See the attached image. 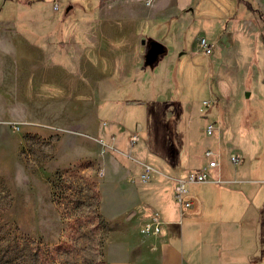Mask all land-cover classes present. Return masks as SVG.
<instances>
[{
  "label": "crops",
  "instance_id": "crops-1",
  "mask_svg": "<svg viewBox=\"0 0 264 264\" xmlns=\"http://www.w3.org/2000/svg\"><path fill=\"white\" fill-rule=\"evenodd\" d=\"M35 1L40 0H0V115H10L0 122L10 126L24 121L19 118L22 74L25 75L22 99L30 101L40 97L45 100L44 105H50L53 110H75L79 115L70 119L76 120L77 125L67 131L97 144L100 156L105 158L103 164L115 167L116 170L107 177L112 185L113 209L117 213L132 214L131 218L136 222L130 227L129 224L123 226L108 221L102 214V196L99 193V212L114 227L103 245L104 263L264 264V86L248 91L244 87L243 93V90L234 93L226 82L221 80L219 83L221 91L215 93V97L224 107L213 114L210 123L215 124V131L207 136L212 140L204 148V151H213L212 159L217 165L210 171L212 181L188 185L191 205L183 213L174 198L175 179L185 178L188 170L201 168L207 163V160L193 158L197 151L196 143L184 137L182 143L171 146L173 157L169 160L163 158L161 167H154L155 172L150 179L160 178L161 188L142 190L138 187L137 176L106 150V146H113L100 138L105 133L99 118V107L106 103L105 94L101 92L102 84L127 82L133 70L141 69L139 61L132 60L130 56L134 48L132 39L139 41L140 36L148 35L166 20L173 21L171 31L179 34L182 15L192 11L193 5L202 0L68 2L61 23L50 19L49 30H27L28 35L35 38L45 35L42 44L26 38L17 30L20 25L17 19L26 11L20 6L29 9ZM55 1L59 7V0H51L52 5ZM143 1L145 5H142ZM226 2L228 12L225 18L231 21L229 29L240 37L238 42L242 49L254 47L262 52V68L258 67L256 73L249 76L253 83H259L262 78L260 82L264 84V0ZM77 6L86 15L80 31L76 24L70 29L66 20ZM14 10L18 11L16 15ZM111 10L119 12L118 17L123 16L127 26L120 30L114 28L110 22ZM253 14L258 15L257 20ZM212 27L214 25L208 27L207 33L214 35V31H210ZM80 35L83 40H78ZM170 36L173 38L172 33ZM65 37L67 43L73 45L75 55L69 56L71 61L47 59L46 52L59 53ZM136 49L138 51V45ZM21 67L24 68L22 74ZM37 74L45 78H39L37 82L34 79ZM36 83L40 88H36ZM220 89L216 85V90ZM111 101L118 100L114 98ZM128 104H146V101ZM115 106L104 107L103 112L118 114L123 110L119 109V104L117 108ZM180 111L185 113L189 108L176 107L170 116H178ZM41 124L54 128L48 122ZM108 124L109 121L105 125ZM116 128L125 132V127L119 122ZM231 153L239 156L237 162L230 161ZM153 217L156 218L158 232L142 233L139 228Z\"/></svg>",
  "mask_w": 264,
  "mask_h": 264
},
{
  "label": "rangeland",
  "instance_id": "rangeland-1",
  "mask_svg": "<svg viewBox=\"0 0 264 264\" xmlns=\"http://www.w3.org/2000/svg\"><path fill=\"white\" fill-rule=\"evenodd\" d=\"M83 1L88 0H59L58 11L52 9L51 0L35 1L29 9L20 6L26 11L17 19L20 21L17 30L42 44L45 35L36 39L27 30H49L50 19L62 22L68 2ZM91 2L95 4V0ZM13 12L16 15L18 11ZM227 12L226 0H202L182 15L179 34L171 31L173 21L166 20L148 35L140 36L139 41L132 39L134 48L130 56L139 61L141 69L133 70L127 82L101 86L106 103L99 107L100 127L105 131L100 138L113 146H106V150L137 176L139 189L161 188L158 177L148 181L140 178L143 167L145 164L153 169L161 167L163 158L171 159L172 147L182 143L184 137L196 143L193 158L206 160L202 152L212 140L205 133L206 125L212 122L215 111L224 107L215 97L221 91V80L234 93L244 87L248 91L264 86L260 82L262 78L259 83H253L249 76L262 68V52L254 47L242 49L240 37L229 29L232 26L225 18ZM109 13L114 28L127 26L123 16L118 17L119 12ZM253 15L257 20L258 15ZM85 16L80 6L75 7L66 16L69 28L77 25L78 31L82 30ZM212 25L210 31L214 35L207 33ZM202 38L211 45V52H205ZM150 40L166 47V53L152 66L144 62ZM62 41L58 55L46 52L47 59L71 61L69 56L75 55L73 45L67 43V38ZM23 70L21 67V74ZM24 78L22 74L19 113L24 121L10 126L0 122V264H105L103 245L114 230L105 218L123 226L133 227L136 223L132 214L113 209L112 185L107 177L116 169L109 163L103 164L105 158L100 156L97 144L67 131L77 125L76 120L70 121L73 116H79L75 110H53L40 97L22 99ZM39 78L45 77L37 74L34 79ZM216 85L220 90H216ZM36 86L40 88L37 83ZM114 98L118 100L115 103L111 101ZM205 100L211 101L210 105H204ZM142 101L146 104H128ZM114 104L123 110L118 114L103 112L104 107L112 108ZM176 107L189 111L170 116ZM8 118L10 115H0V120ZM41 122H48L54 128ZM115 122L123 125L125 132L117 130ZM134 134L138 140L133 143L130 138ZM97 180H100L98 185ZM99 193L105 218L99 212Z\"/></svg>",
  "mask_w": 264,
  "mask_h": 264
},
{
  "label": "built area",
  "instance_id": "built-area-1",
  "mask_svg": "<svg viewBox=\"0 0 264 264\" xmlns=\"http://www.w3.org/2000/svg\"><path fill=\"white\" fill-rule=\"evenodd\" d=\"M52 9L54 11L58 10V2L55 1L52 5ZM201 43L204 45L203 48L205 49L206 53L211 52L212 47L210 44H207L205 42V38L201 39ZM211 101H203V104L208 106L210 105ZM215 131V124L214 123H209L206 125L205 128V133L210 136L214 133ZM131 142H136L138 140L137 135H133L130 138ZM204 157L207 160V163L198 169H191L188 170L185 178H177L175 179L174 183V198L175 201L177 202L180 212L183 213L186 209H188L191 205V199L188 197V185L191 183H199V182H209L212 181L210 171L213 169L216 165L217 162L213 160L212 158L214 157V153L212 150H205L204 151ZM238 155L235 153H231L229 156L230 161L232 162H237L238 160ZM155 172V169H153L150 165L145 164L143 167V171L140 174V178L143 181H148L151 179L153 176V173ZM217 182L221 183L220 180ZM155 217H153L150 221L144 223L141 227V232L144 234H150V233H156L159 230V227L155 223Z\"/></svg>",
  "mask_w": 264,
  "mask_h": 264
},
{
  "label": "water",
  "instance_id": "water-1",
  "mask_svg": "<svg viewBox=\"0 0 264 264\" xmlns=\"http://www.w3.org/2000/svg\"><path fill=\"white\" fill-rule=\"evenodd\" d=\"M149 48L144 55V62L146 65L152 66L159 58L166 53V47L163 43L157 40H150L148 42ZM247 96V93H246Z\"/></svg>",
  "mask_w": 264,
  "mask_h": 264
},
{
  "label": "flooded vegetation",
  "instance_id": "flooded-vegetation-1",
  "mask_svg": "<svg viewBox=\"0 0 264 264\" xmlns=\"http://www.w3.org/2000/svg\"><path fill=\"white\" fill-rule=\"evenodd\" d=\"M149 48V45L147 46V49ZM147 49H146V51H147ZM160 57V56H159ZM159 59V58H158Z\"/></svg>",
  "mask_w": 264,
  "mask_h": 264
}]
</instances>
